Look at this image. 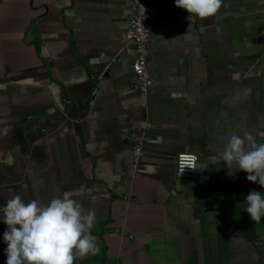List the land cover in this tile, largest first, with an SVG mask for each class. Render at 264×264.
<instances>
[{
    "label": "crops",
    "instance_id": "0c3cea01",
    "mask_svg": "<svg viewBox=\"0 0 264 264\" xmlns=\"http://www.w3.org/2000/svg\"><path fill=\"white\" fill-rule=\"evenodd\" d=\"M146 1L142 96L121 52L131 0H0V205L85 189L100 251L74 264H264V216L245 211L264 188L217 156L232 135L264 143V0L192 21ZM182 152L199 155L195 173L177 171Z\"/></svg>",
    "mask_w": 264,
    "mask_h": 264
},
{
    "label": "clouds",
    "instance_id": "9594fccd",
    "mask_svg": "<svg viewBox=\"0 0 264 264\" xmlns=\"http://www.w3.org/2000/svg\"><path fill=\"white\" fill-rule=\"evenodd\" d=\"M223 0H175L178 8L186 10L192 21L217 14ZM229 169V177L236 170L246 172L247 180L264 188V143H256L252 137L232 135L226 147L217 153ZM195 156L181 159L180 167L195 170ZM85 189L65 191L61 197L47 204L33 199L25 202L17 194L0 205V220L8 227L3 234L7 245L6 264H74L89 254L96 255L100 248L91 229L96 214L82 206L77 197L85 195ZM245 211L255 222L264 216V194L250 191L246 196Z\"/></svg>",
    "mask_w": 264,
    "mask_h": 264
},
{
    "label": "built area",
    "instance_id": "2783aa9c",
    "mask_svg": "<svg viewBox=\"0 0 264 264\" xmlns=\"http://www.w3.org/2000/svg\"><path fill=\"white\" fill-rule=\"evenodd\" d=\"M150 20L148 17V8L146 0H131L130 14L128 18V27L124 39V43L121 49L122 53L132 54L133 60V71L136 75L137 87L142 96H146L150 87L153 84V77L148 67V58L150 54V37L151 28ZM264 41V39H263ZM102 74L94 76L100 78ZM143 139L137 137L134 139L133 157L134 163L133 168L136 169L139 160L144 155ZM187 156H195V170L180 167V161L182 158ZM199 161V155L193 152H182L177 155L176 167L180 173L193 174L197 169ZM126 231H123L125 234Z\"/></svg>",
    "mask_w": 264,
    "mask_h": 264
},
{
    "label": "water",
    "instance_id": "95a60500",
    "mask_svg": "<svg viewBox=\"0 0 264 264\" xmlns=\"http://www.w3.org/2000/svg\"><path fill=\"white\" fill-rule=\"evenodd\" d=\"M207 211L209 212V211H211V209L208 208ZM208 214H209V213H208ZM209 216H210V215H209Z\"/></svg>",
    "mask_w": 264,
    "mask_h": 264
}]
</instances>
